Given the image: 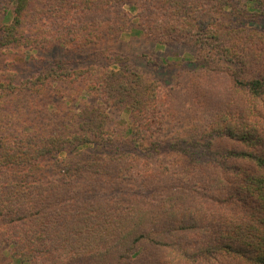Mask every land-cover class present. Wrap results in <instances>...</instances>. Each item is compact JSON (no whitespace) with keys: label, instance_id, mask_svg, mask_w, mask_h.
<instances>
[{"label":"trees","instance_id":"1","mask_svg":"<svg viewBox=\"0 0 264 264\" xmlns=\"http://www.w3.org/2000/svg\"><path fill=\"white\" fill-rule=\"evenodd\" d=\"M9 1L0 251L15 264H264V0ZM127 35L195 57L169 56L182 65L164 85L115 47ZM54 96L66 106L48 123L39 100Z\"/></svg>","mask_w":264,"mask_h":264},{"label":"rangeland","instance_id":"2","mask_svg":"<svg viewBox=\"0 0 264 264\" xmlns=\"http://www.w3.org/2000/svg\"><path fill=\"white\" fill-rule=\"evenodd\" d=\"M1 3L5 6L11 7V2H7V0H1ZM131 12L135 13L134 9L128 8ZM1 22V17H0ZM115 47H119L128 53L131 57V63L136 65L139 69H141L142 73L145 77L149 79H156L161 81L164 85H175L177 81V72L179 67L182 64H172L173 66H168L166 64L168 62L169 56H183L187 59H194L195 50L189 47H183L180 45L170 46L166 49L161 48L152 42L147 41L144 37L138 35H127L122 38V41L119 43H115ZM56 54V53H55ZM148 55L153 58V60L158 58L159 60H164L163 66H154L148 64V62H144L145 60L140 59L139 56ZM193 56V57H192ZM167 58V60H166ZM192 67V66H191ZM42 103L41 116L45 122L55 123V112L61 110L62 107L66 106L65 99L60 98V96L54 97H44L39 100ZM77 102H74L75 105ZM56 108V109H55ZM58 109V110H57ZM57 110V111H56ZM110 115L113 121L117 124L118 128L122 126H127L130 121L129 114L126 111H119L116 109L109 110ZM0 264H15V262L10 257V248L6 246L0 251Z\"/></svg>","mask_w":264,"mask_h":264}]
</instances>
